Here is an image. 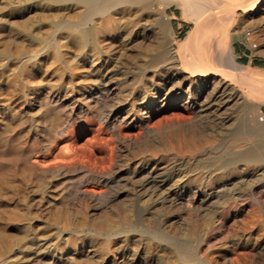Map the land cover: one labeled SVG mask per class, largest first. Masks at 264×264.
Listing matches in <instances>:
<instances>
[{"label": "rangeland", "instance_id": "obj_1", "mask_svg": "<svg viewBox=\"0 0 264 264\" xmlns=\"http://www.w3.org/2000/svg\"><path fill=\"white\" fill-rule=\"evenodd\" d=\"M159 1L115 2L94 15V45L77 49L61 23L80 7L0 0V264H264V133L237 146L229 133L238 118L264 124V0L232 13L234 67H222L235 95L217 111L230 117L204 133L196 102L219 76L151 60L161 46L176 58L216 46L218 31L192 29L226 3L204 0L196 15L190 0ZM178 138L189 144L168 143ZM245 145L256 159L225 166ZM147 170L168 171L155 192L134 185ZM161 193L172 199L157 204Z\"/></svg>", "mask_w": 264, "mask_h": 264}, {"label": "bare ground", "instance_id": "obj_2", "mask_svg": "<svg viewBox=\"0 0 264 264\" xmlns=\"http://www.w3.org/2000/svg\"><path fill=\"white\" fill-rule=\"evenodd\" d=\"M44 1L46 2L69 1L73 5L81 8V11L77 14L74 20H71V21L67 20L61 23L64 30H66V32L69 34L72 45L74 44V46L77 49H81L87 45H94L95 30L97 29L96 22L94 20V15H99L101 13L108 11V9L115 2H119L124 6L132 5L136 11L141 9V7H144V6L149 7L150 4L152 3V0H44ZM180 1L182 4L183 1L182 0ZM223 1H225L226 3L225 7H222L221 9L216 10V11L212 9V11L215 12L214 15H210L209 13L206 16L200 17L201 18L200 21L195 22V26L192 29V32L199 31L197 32L198 34H200L201 32L203 33V31L209 32L211 29L213 30L212 32L218 31L220 33V37H219V40L216 46H214L209 41V39L204 40V41L202 40V42H197L196 44L195 42H193V40L195 41V39H192V37L190 38V36H187L188 39L186 37V41L189 43V40L192 39L191 43H195L196 45H194L193 48L191 47L192 48L191 50H188V51L186 50L187 52L184 55H181L176 58L171 54L170 48H168L167 46H161L158 49L157 53L152 57V60H151L152 62L164 61L170 67H175L178 62H181V64L185 65L186 70L189 72V75H198V76L217 75L219 76L217 85L213 87L210 96L203 101L200 100L196 102V106L198 107L196 122H197L200 133H204L205 130L207 129L215 130L217 127H220L224 123H226L230 117L228 113L225 115H218L217 111L221 105L226 103V101L230 100L231 96L235 95L234 92L230 91L231 89L230 84L233 81H235L234 79L235 77H233L234 75L232 74L233 72L231 73L229 72L230 70H225L222 67V65L234 67V62L232 59V50L230 49L225 50L223 48L224 42L227 41V38L229 35L227 33V25L230 21L232 13L235 9H238V8H240L242 11L253 9L260 2V0H241V1L240 0H223ZM159 2H160V5L164 6L169 3V0H160ZM209 2L204 1V0H190L189 1L196 15H199L203 11H205L206 8L209 7L208 5H210ZM208 32L206 33L205 36H207L208 34L211 36V34ZM202 33L199 35L200 37ZM197 36L198 35L196 34V37ZM197 40H199V38ZM200 41H201V38H200ZM182 44L183 43H180V45L178 46L181 47ZM189 46L191 45H187V48H189ZM6 53H7V49L4 46L0 49V55L6 54ZM180 71H185V70H180ZM102 76H104V74ZM181 78H182L181 80H184V79H187L188 76L183 75ZM252 83H255V81ZM247 85L245 86L247 87ZM255 88L257 87L255 86ZM172 89L173 88L170 89L171 91V92L169 91L170 93H167L166 98H169L172 95ZM251 90L255 91L254 89H251ZM173 96L177 97V94H174ZM255 106L257 107L258 103H256ZM229 133L233 137L232 146H237V145L249 142L250 138L254 137L256 134L264 133V124H258V125L251 124L250 125V124H246L245 122H243L241 119L238 118L235 121L232 128L230 129ZM176 140H177L176 145H174L170 140L168 141V143H170L172 147H175V146L181 147L182 143H185L187 145L189 144V143H186L187 139H184V138L183 140L181 138H178ZM189 140L190 141L195 140L196 143L193 144L195 146L200 144L199 138L195 139V137H193L191 139H188V141ZM207 154L209 157L207 156L208 158L205 159L204 161L201 158L202 163H200L198 166L203 167L204 164L206 165V164H210L213 162V159L216 157V155H209V152ZM255 159H256V156H255L253 147H251V145H245L241 149H234L233 151H231V155H229L226 158L224 165L227 166L230 163H233L235 161L250 162V161H254ZM181 164L182 162L180 161L175 163V165H179V166ZM136 172L138 171L135 170V172L133 173H136ZM167 173L168 171H165V173H162V172L155 173L153 170H147L146 172H143L137 179L134 180V185L137 188V190H141L143 192H153V191L155 192V190L158 189V183L159 182L161 183L164 180L165 178L164 176ZM157 176H160V179H157ZM256 186H259V183H257ZM170 195L173 196L172 194ZM170 195H167V194L159 195L156 199L157 201L156 203L163 204L164 202L170 201L172 199ZM138 215L139 214H137V217ZM159 237L162 240L170 242L169 238L166 235L161 234L159 235ZM181 252L183 256L189 257V253L185 247H182Z\"/></svg>", "mask_w": 264, "mask_h": 264}, {"label": "crops", "instance_id": "obj_3", "mask_svg": "<svg viewBox=\"0 0 264 264\" xmlns=\"http://www.w3.org/2000/svg\"><path fill=\"white\" fill-rule=\"evenodd\" d=\"M242 52H243V55L242 56H246V52L245 51H247V49L246 48H244V47H242Z\"/></svg>", "mask_w": 264, "mask_h": 264}, {"label": "trees", "instance_id": "obj_4", "mask_svg": "<svg viewBox=\"0 0 264 264\" xmlns=\"http://www.w3.org/2000/svg\"><path fill=\"white\" fill-rule=\"evenodd\" d=\"M246 52V51H245ZM241 60L244 62L246 60V56H242Z\"/></svg>", "mask_w": 264, "mask_h": 264}]
</instances>
